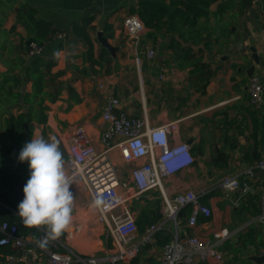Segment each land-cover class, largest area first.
<instances>
[{
	"label": "crops",
	"instance_id": "1",
	"mask_svg": "<svg viewBox=\"0 0 264 264\" xmlns=\"http://www.w3.org/2000/svg\"><path fill=\"white\" fill-rule=\"evenodd\" d=\"M164 1L170 5L187 0ZM27 4L34 7L38 17L63 30L85 15L95 16L90 29L92 59L82 40L57 50L51 73L63 74L56 84L46 83L44 91L52 94L57 87L58 96L54 100L43 97L47 120L32 121L29 142L35 137L49 141L55 137L67 148L81 125L90 141L101 148V112L108 94L120 99L121 111L146 116L150 126L174 122L175 138L191 145L195 160L165 180V191L169 196L189 189L204 191L202 202L212 209L210 217L199 215L196 224L189 225L192 208H182L181 236L195 235L217 245L225 264H264L254 259L264 254V227L259 221L264 208L260 181L264 172L257 169L259 180L251 182L250 193H226L217 184L223 176L256 168L264 158V96L262 105L256 107L249 94L250 78L264 71V0H212L194 29L177 18L170 30L164 25L153 29L145 25L138 37L127 34L124 28V20L137 0H0V145L8 143L5 131L9 120L30 106L38 109L42 98L34 94L29 71L33 57L27 54L29 32L22 16ZM176 5L172 4V9ZM106 22L112 28L104 32ZM55 45L53 40L47 42L45 54H51ZM149 47L156 50L153 59L146 57ZM102 49L107 50L103 56ZM189 49L194 58L187 59ZM254 53L259 55V63ZM137 57H141L139 64ZM201 59L213 71L204 91L202 80L190 74L193 61ZM28 96L29 102L24 103ZM111 158L126 180L128 194L132 163L124 161L117 148L112 149ZM65 167L69 174L66 160ZM70 190L75 196L73 223L64 232L65 239H60L62 249L75 254L73 264H90L87 259L91 256L98 257L95 264H111L107 258L116 248L107 225L98 218L99 210L93 206L90 193L77 184ZM121 191L125 193L122 187ZM134 202L136 220L157 210L163 218L164 199L159 189L131 198L130 203ZM39 230L36 239L45 229ZM163 231L171 240L175 224L168 221ZM138 232L142 233L139 228ZM159 239L155 236L142 250L139 264H163L165 244L160 245Z\"/></svg>",
	"mask_w": 264,
	"mask_h": 264
},
{
	"label": "built area",
	"instance_id": "2",
	"mask_svg": "<svg viewBox=\"0 0 264 264\" xmlns=\"http://www.w3.org/2000/svg\"><path fill=\"white\" fill-rule=\"evenodd\" d=\"M124 28L127 34L138 37L145 30V24L137 15H128L124 20ZM65 37L64 33L56 35L59 39ZM44 50V46L36 42L27 45L30 57L42 55ZM57 54L58 51H54L53 56ZM155 56L156 50L149 47L146 57L153 59ZM136 61L139 64L141 57H137ZM249 94L251 103L260 107L264 96V71L250 78ZM101 116L104 125L101 148L90 141L86 129L80 125L76 127L66 148V162L72 184L83 186L93 201L100 197L105 202V207L98 208V218L107 225L116 248L107 261L116 264L131 260L147 244L153 243L157 232L165 229L168 221H172L175 231L164 246L163 264H225L224 253L217 245L195 235L180 234L179 212L182 208H192L189 225H195L199 215L210 217L212 209L202 202L204 191L189 189L172 196L165 191V180L187 169L195 160L191 145L175 138L173 130L176 124L150 126L146 116H131L121 111L120 99L112 94L106 96ZM114 148L119 149L124 161L132 163V186L128 194L126 180L111 158ZM257 169L264 172V158L258 161L256 168H246L239 173L221 177L218 187L226 193L236 190L250 193L253 190L251 182L259 180ZM260 181L264 188V178ZM121 187L125 193H122ZM155 188L160 190L164 199V216L140 234L130 200ZM261 199L264 207V193ZM259 221L264 227V208ZM0 232V245L12 249L5 255L6 264H73L75 260V254L67 248L63 250L60 239H48L45 230L36 239L31 235H19L16 224L3 222ZM40 242L44 247L40 246ZM98 260V257L91 256L87 262L95 264Z\"/></svg>",
	"mask_w": 264,
	"mask_h": 264
},
{
	"label": "trees",
	"instance_id": "3",
	"mask_svg": "<svg viewBox=\"0 0 264 264\" xmlns=\"http://www.w3.org/2000/svg\"><path fill=\"white\" fill-rule=\"evenodd\" d=\"M211 1L187 0L174 2L175 5H178L172 9L171 5L174 4L173 1L169 5L164 0H137V4L131 6L129 11L130 15H137L151 29L164 25L170 30L177 18L182 25L194 29L198 24L199 17L206 14L205 9L210 5ZM23 10V22L29 32L27 45L30 42H36L44 46L45 49V44L51 40L55 41L56 45L51 54H45L44 50L42 55L33 57L29 67V71L31 70L30 77L34 80V94L36 96L42 95L38 109L33 110L32 106H30L28 110L20 113L17 117H12L9 120L11 124L8 125L5 131V137L8 143L0 145V224L3 222H9L12 225L16 224L19 235L26 236L31 234L34 237H38L41 233L40 230L38 228L26 227L22 223L19 215L11 210L13 209L18 212V205L24 199L23 188L29 179L28 162H20L19 154L24 145L30 140L32 121L36 120L37 122L44 123L47 120L46 107L42 102L44 100L43 97L49 96V98L54 100L58 96L59 88L57 87H55L56 89L52 94L44 91L46 83H55V80L63 74L62 71L51 73L53 66L56 64V57L53 56L54 51L61 49L65 44L70 46L74 42L82 40L88 46V56L92 59L94 55V43L90 36V29L95 16L85 15L80 20L73 21L68 30H63L54 27L50 22L38 17L34 7L30 4H27ZM111 28V25L106 22L103 30L105 32V29L109 30ZM59 33L66 35L61 41L56 39V35ZM191 51V49L186 51L188 53L187 59L194 58V54L190 55ZM103 52L107 53V50L102 49L101 56H103ZM192 65L193 68L190 74H194L193 76L196 75V77L202 80L201 87L202 91H204L213 73L210 69V64L201 59L193 61ZM29 99V96L25 97L24 103L29 102ZM161 217V213L158 210L151 211L149 215L144 213L137 220L140 232H144L143 228L145 225L156 223ZM1 236L2 234L0 232ZM155 236H160V245L170 241V234L163 230L158 231ZM149 245L147 244L143 249ZM9 252H12L10 246L0 245V261H4L5 255ZM141 252L129 261H120L116 264H139Z\"/></svg>",
	"mask_w": 264,
	"mask_h": 264
},
{
	"label": "clouds",
	"instance_id": "4",
	"mask_svg": "<svg viewBox=\"0 0 264 264\" xmlns=\"http://www.w3.org/2000/svg\"><path fill=\"white\" fill-rule=\"evenodd\" d=\"M19 160L28 162L30 178L23 188L18 215L26 227L44 228L47 238L55 240L73 223L75 199L60 145L55 137L51 141L32 138L20 151ZM93 206L102 208L105 202L97 197ZM40 246L44 244L40 242Z\"/></svg>",
	"mask_w": 264,
	"mask_h": 264
},
{
	"label": "water",
	"instance_id": "5",
	"mask_svg": "<svg viewBox=\"0 0 264 264\" xmlns=\"http://www.w3.org/2000/svg\"><path fill=\"white\" fill-rule=\"evenodd\" d=\"M102 41H103V43H104L106 46H108V45L106 44V41H105L104 39H102ZM253 57H254L256 63H259V61H260V57H259V55L256 54V53H254ZM251 70H252V72H253V71H254V67H252ZM59 145H60V148H61V151H62V154H63V159L66 160L67 149H66V147L64 146L63 143H61V144H59ZM11 210L14 211L16 214H18V212H16L15 210H13V209H11ZM58 239L64 240V239H65V233H63ZM254 259H255L256 261L264 262V254H261L260 256L254 257Z\"/></svg>",
	"mask_w": 264,
	"mask_h": 264
},
{
	"label": "rangeland",
	"instance_id": "6",
	"mask_svg": "<svg viewBox=\"0 0 264 264\" xmlns=\"http://www.w3.org/2000/svg\"><path fill=\"white\" fill-rule=\"evenodd\" d=\"M134 205V206H133ZM137 205V204H136ZM130 207H131V209H132V211H133V209L135 210V202H134V204L133 203H130ZM134 207V208H133ZM136 210H137V208H136Z\"/></svg>",
	"mask_w": 264,
	"mask_h": 264
}]
</instances>
